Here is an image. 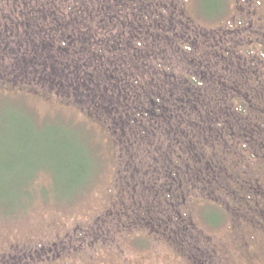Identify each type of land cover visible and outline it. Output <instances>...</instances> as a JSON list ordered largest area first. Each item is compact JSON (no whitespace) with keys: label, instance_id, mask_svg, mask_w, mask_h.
Masks as SVG:
<instances>
[{"label":"rangeland","instance_id":"rangeland-1","mask_svg":"<svg viewBox=\"0 0 264 264\" xmlns=\"http://www.w3.org/2000/svg\"><path fill=\"white\" fill-rule=\"evenodd\" d=\"M156 1L164 4L162 11L168 13L180 0ZM184 1L188 4L187 13L196 20H216L210 27L220 24L233 27V16L237 14V18L241 17L238 22L244 23L247 29L243 41L246 44L248 40H254L252 44L256 46L252 47V53L258 52L264 60V0H181ZM71 2L72 0H0V30L5 28L6 32L0 35V71L3 70L8 75L12 72L10 64L18 61V54L14 52L18 50L17 43L12 39L25 44L23 41L28 39L42 38L41 33L36 30L38 27L53 25V28L64 29L60 25L66 21L63 18L66 12L61 14V10ZM128 5L124 7L135 9L140 21L131 23L132 34L123 31L125 25H119L117 37L120 40L111 43L119 49L121 44H130L136 34L141 32V27L136 25H146L148 29L160 26L154 20L157 16L154 6H148L146 10L140 0L134 2V6ZM139 6L143 8H138ZM248 10L252 11L251 14ZM92 11L83 20H95L94 10ZM41 15L46 18L44 24L40 22ZM67 17L71 19V15ZM168 17L172 18L171 15ZM58 18L61 20H57ZM173 22L179 23L177 19H173L171 23ZM85 23L78 22L76 25L79 28L76 30H88L87 32L92 33L89 37L93 39L98 29L86 27ZM70 26L69 24L66 30L69 33ZM70 40L77 41L75 36ZM238 40L234 41L238 44ZM94 42L102 44L96 39ZM118 48H113L112 52L108 49L100 60L108 63L112 58L115 59L113 53ZM4 52L7 60L3 59ZM19 55L24 57L27 53L22 49ZM116 62L119 63V60ZM254 63L258 68L264 69V61L257 59ZM137 77L145 83L144 76V79L141 75ZM115 79L106 84L100 97L94 94L86 96L92 99L90 103H86L90 116L86 114L85 106L78 105V97L70 89H67V93L62 88L68 94L65 95L62 89L43 86V83L39 87L35 83L24 88L0 84V160L5 158L7 161H15L18 166L27 163L31 170L32 166L35 170L38 167L43 169V176L35 180L36 189L26 200L27 204L7 208L8 211L16 208L14 213L0 214V264H264V214L260 217L261 223H252L247 228L243 222V227L237 229L249 230L238 237L244 245H237L239 241L237 243L238 239L234 236H223L221 233L218 239L204 238L200 229L207 234L212 233L211 228L201 222L196 227L190 226L191 231L182 236L181 218L170 221L169 227L164 223L163 227L169 229L165 236L154 234L157 230L153 225L139 222L143 229L135 230V219L119 223L118 217L113 218L112 215L123 211L116 186V160L119 157L116 141L121 131L115 129V126H124V122L116 120L118 114L108 109L110 103L113 107H117L116 102L121 100L123 105L130 103L126 99L127 95L119 96L120 89L116 86ZM111 120L117 123L109 124ZM55 127L63 130L61 137L67 140L66 146L61 145L60 156L51 140L45 143V147L41 144L50 135L49 132L56 130ZM111 140H114V144ZM129 146L128 143L126 150L130 149ZM34 147L38 148V155L32 158L30 151ZM75 162L78 169L74 174L72 169L76 168ZM122 173L119 174L121 178ZM71 179L74 183L68 185ZM260 181L263 183V179ZM7 186L15 187L10 183ZM51 187L55 190L57 187L62 189L60 193H55L51 191ZM17 194L15 193L16 202L22 204L23 197L20 202ZM4 200V197H0V204L6 203ZM132 202L134 204L133 199ZM128 204L130 211L132 207ZM80 227H84V230ZM245 241L250 244L247 245Z\"/></svg>","mask_w":264,"mask_h":264},{"label":"flooded vegetation","instance_id":"flooded-vegetation-1","mask_svg":"<svg viewBox=\"0 0 264 264\" xmlns=\"http://www.w3.org/2000/svg\"><path fill=\"white\" fill-rule=\"evenodd\" d=\"M187 5L180 0L164 21L157 7L160 26L149 28L152 37L145 41L140 32L132 40L138 47L146 42L151 52L145 83L139 71L126 70L116 82L130 103L108 109L124 122L115 126L122 133L116 186L123 211L112 216L119 223L135 219V230L153 225L157 235L166 236L170 221L181 218V236L201 222L212 233L200 229L204 238L238 239L249 232L237 231L243 222L248 228L264 214V69L254 63L264 60L252 53L254 40L243 41L247 29L237 14L233 27H210L216 20H196ZM160 31L167 35L162 44ZM162 45L166 53L157 56Z\"/></svg>","mask_w":264,"mask_h":264},{"label":"trees","instance_id":"trees-1","mask_svg":"<svg viewBox=\"0 0 264 264\" xmlns=\"http://www.w3.org/2000/svg\"><path fill=\"white\" fill-rule=\"evenodd\" d=\"M140 1L141 5L146 7V10L148 6H154L155 10L158 7L157 10L161 14L159 15L164 21L163 15H165V12L162 11L164 4L153 0ZM134 2H137V0H112V2L107 0H72L70 5L68 4L62 7L61 10V14H63L64 11L66 12L63 17L66 21L60 25L64 29H58V27L53 28V25L42 28L38 27L36 30L41 33L42 38L36 40L28 39L27 41H23L25 44L20 41L17 42V39H12L14 43H17L16 47H18V50L14 52L18 54V61L10 64L12 72H9L8 75L3 70L0 71V84L3 83L5 86L24 88L35 83L36 87H39L42 86L43 83V86L58 87L59 89L64 88L66 89L65 91L70 89V91L78 97V105L85 106V112L90 116V111L87 109L86 103H90L92 99L86 98L87 95L94 94L100 97L102 95V90L110 80L116 78L118 82V77L122 78L120 71L126 70V72L130 74L131 72L139 71V75H144V71L150 70L148 66L150 60L148 57L151 52L146 48V42L141 41L139 47L132 43L121 44L120 49L111 45V43L120 40L119 37H117L120 24L125 25V29L123 30L125 33L132 34V24L135 23V21L139 23V13L136 12L135 9H126L124 7L126 4L134 6ZM67 7H70V9L68 10ZM138 8L143 7L139 6ZM92 10H94L95 20H83L87 17V13H93ZM114 10H116L118 14L114 12ZM125 10L128 12H124ZM122 12L124 13L122 14ZM67 15H71V19H69ZM45 19L46 18L41 15L40 22L44 24L46 21ZM156 19L159 20L158 17H156ZM57 20L61 19L58 18ZM57 20L55 22H57ZM80 21L86 22L84 24L86 27H96L98 29L93 39L89 37L92 33L87 32L88 30L85 32L76 30L79 28L76 24ZM69 24L71 25L70 33L66 31L68 30ZM136 26L141 27V36L145 34L143 36L145 41H148L152 37V32L149 31L146 25ZM147 31L149 32L148 34ZM4 33H6L5 28L0 30V35ZM31 33L33 36L34 31ZM73 35L77 40L76 42L70 40L74 39ZM166 37L167 35L162 34L160 31V35L157 36V39H159L162 44L165 43ZM7 39L8 37L6 36L5 40ZM95 39L102 44L95 43ZM113 48H118V50L113 53L115 59L112 58L108 63L101 61L100 57H103L108 49L112 52ZM22 49L27 53V55H23L24 57L19 55ZM165 53L163 45L157 48V56H163ZM12 55L16 54L12 53ZM3 59H8L6 52L3 54ZM117 59L119 63L116 62ZM121 65H124V67L122 66L124 70H121L122 67H119ZM0 67H2L1 64ZM116 86H119V84L116 83ZM64 89H62V91H64ZM67 93L65 95H68ZM55 129V131L49 132L50 135H47L41 144L45 147V143H49L51 140L53 145H55L53 146L54 149H57V154L60 156L61 145H67V140L61 137V131H63L61 128L55 127ZM30 154H32L31 157L34 158L35 155H38V148L34 147L33 150L30 151ZM77 169L78 166L76 163V168L72 169L74 174L77 172ZM32 170L27 163L18 166V163L15 161H7L5 158L0 160V197H4V201H6V203L3 202L0 204V214L3 213V215H6L14 213L17 210L16 208L11 211H8L7 208L27 204L26 200L31 197L36 189L34 187L35 180L43 176L41 175L43 169L38 167L35 170L34 166H32ZM52 181L54 182L55 180L52 178ZM9 183L15 187H8L7 185ZM73 183L74 180L71 179L68 185H73ZM60 189L62 188L57 187L55 190L51 187V191L55 193H60ZM15 193H18V201L21 202L23 197L22 204L16 202Z\"/></svg>","mask_w":264,"mask_h":264}]
</instances>
